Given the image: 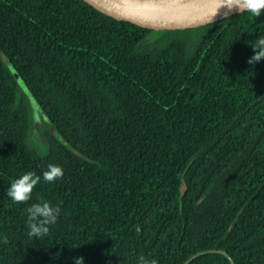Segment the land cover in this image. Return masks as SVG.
Wrapping results in <instances>:
<instances>
[{
	"label": "trees",
	"instance_id": "obj_1",
	"mask_svg": "<svg viewBox=\"0 0 264 264\" xmlns=\"http://www.w3.org/2000/svg\"><path fill=\"white\" fill-rule=\"evenodd\" d=\"M260 33L264 11L183 22L127 0H0V264H264ZM48 164L62 176L6 196ZM40 200L60 215L32 238Z\"/></svg>",
	"mask_w": 264,
	"mask_h": 264
},
{
	"label": "clouds",
	"instance_id": "obj_2",
	"mask_svg": "<svg viewBox=\"0 0 264 264\" xmlns=\"http://www.w3.org/2000/svg\"><path fill=\"white\" fill-rule=\"evenodd\" d=\"M226 9L224 14L248 12L252 16L259 17L264 11V0H228L227 3H222L214 13L212 19L216 16L219 9ZM251 47L253 54L248 58L247 63L253 65L264 59V33L258 34L257 38L252 41ZM63 169L56 164H48L47 169L37 175L34 171H24L17 177L13 178L6 188V196L13 202L28 201L31 198L33 188L41 180L52 182L61 177ZM26 225L27 235L29 237L39 238L46 235L49 231V226L57 222L60 215V209L49 203L47 200H40L31 203L27 207ZM82 264V258H78ZM136 264H157L155 259H149L145 256H139Z\"/></svg>",
	"mask_w": 264,
	"mask_h": 264
},
{
	"label": "water",
	"instance_id": "obj_3",
	"mask_svg": "<svg viewBox=\"0 0 264 264\" xmlns=\"http://www.w3.org/2000/svg\"><path fill=\"white\" fill-rule=\"evenodd\" d=\"M127 1L133 4L137 3L148 6L158 11L159 13L165 15L166 18L169 20H176L183 22L207 21L211 19V17H213L217 8L222 3L228 2V0H127ZM225 11L226 9L221 7L218 13L216 14V16L225 13ZM23 89L27 94L30 102L31 115L33 121L40 122L41 120H48V117L45 114L44 110L41 108L35 97L30 93L25 83ZM32 139L39 144L41 143L39 133L36 128L32 130ZM235 221L236 218L233 219L231 225H233Z\"/></svg>",
	"mask_w": 264,
	"mask_h": 264
},
{
	"label": "rangeland",
	"instance_id": "obj_4",
	"mask_svg": "<svg viewBox=\"0 0 264 264\" xmlns=\"http://www.w3.org/2000/svg\"><path fill=\"white\" fill-rule=\"evenodd\" d=\"M159 30H161V28H157V29H155L151 34H150V36H154ZM0 56L3 58V60H5V58H4V56L2 55V54H0ZM16 82H17V84H18V86H20L21 87V89L24 91V83H23V80L22 79H20L19 77H17V79H16ZM24 93H25V91H24ZM26 94V93H25ZM27 95V94H26ZM27 98H28V96H27ZM28 102H29V99H28ZM29 105H30V102H29ZM31 107V106H30ZM33 119V118H32ZM40 137V136H39ZM30 139L31 140H33L32 139V132H31V134H30ZM41 140V139H40ZM34 141V140H33ZM32 141V142H33ZM32 142H30L29 141V143H30V146H32L33 148H35L36 150H38L39 152H45V150H46V148H47V145L45 144V142H43L42 140H41V143L39 144V143H37L36 141H34L33 143Z\"/></svg>",
	"mask_w": 264,
	"mask_h": 264
}]
</instances>
